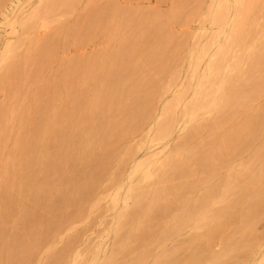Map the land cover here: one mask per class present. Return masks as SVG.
I'll return each instance as SVG.
<instances>
[{"label": "bare ground", "instance_id": "6f19581e", "mask_svg": "<svg viewBox=\"0 0 264 264\" xmlns=\"http://www.w3.org/2000/svg\"><path fill=\"white\" fill-rule=\"evenodd\" d=\"M18 1L19 0H16L14 3H12L13 4V5H11L12 7L10 6L11 12L8 15H6L5 20H4V22H6L5 23L6 26H8L7 24H9L10 31L12 29L11 35H12V33L14 35H15V33H18V30L16 29V27H18V26H19L18 28H20V30L22 32L21 34H23V35L27 34L29 36L30 31H33L35 33L38 29H40L44 26L45 21H47L48 19H51L55 15V12L57 10L56 8H58V7L62 8L60 6H65V5L69 4L66 2V0L65 1L64 0H39L38 2H36L37 4L35 6H32V7H30L31 5L29 6L31 9H28V7L26 8L23 6L24 8L28 9V11H26V9H25V11H23L22 7H20L22 9H18L19 8L18 7L19 4L17 3ZM29 1H31V0H29ZM178 1L179 0H177L176 2H178ZM186 1H188V0H186ZM26 2H28V0H26ZM32 2L33 1H31V3ZM110 2H111V0H110ZM195 2H196V0H195ZM200 2H203V1H200ZM16 3L18 6L16 5ZM193 3H191V4H193ZM180 6H182V5H180ZM177 7H179V6H177ZM207 7L208 8H207V11L205 14L203 13L200 15L197 8L196 9L193 8V11L190 12L191 14L190 13L188 14L189 16L191 15L190 17H192L194 19L193 16H197L199 13L198 16L199 17L201 16L204 21L208 22L207 24H209L211 27H213L215 29V32L213 34H211L208 38H207V36L209 34L208 35L206 34V36L204 34L203 37L207 38V40L205 41L204 44L201 42L204 40L203 39L200 40L201 39L200 37L202 36L201 34H199V37L198 36H196V37L198 38V40H200L202 45H200L201 43H198V42H197V44L194 43L195 46H192V44H191L192 47H190V48H192V50L190 51V54H189V63L187 62L188 68L186 67V69H187L186 70V80L187 81L185 80L186 82H183L184 80L182 81V79L180 78V76H179L180 72L178 73V70L176 68H173L171 71L168 72V79H167L168 81H166L167 83L162 87L159 86L160 88H158V89L155 88L156 86L153 84L155 82L152 83V85H154V88L153 87L147 88V84L145 83L146 81L144 82V80H142V78H141V80H139V79L135 80L129 86H125L127 84H123L124 82L122 83V81H123L124 77H126V74L128 73V68H129L128 63H129V61L131 62L130 57H132V56L129 53L130 51H128V53L125 51H122V52L120 51L119 52L120 54L118 53L119 55H117V56L115 55V57L112 56L110 54V52L109 53L107 52L106 55H100V56L96 55V54L92 55L88 59L86 58V60H81L80 58L74 57L75 59L72 61L70 60L71 62L68 64V68H67L69 70L68 74L64 75V77L68 76V79L65 78V81H63V84L64 85L68 84L70 86V91L72 90L73 93H74V91H76L75 93H77V99L76 100L79 99L80 103L78 104L79 105L78 108L76 106V109L79 112L78 115L82 116V118H81V119H83L82 124L85 126V129L87 130V132H82V131H84V129L82 130L80 128V127H82L80 124L81 122L78 124V126H80V127H78L76 125L73 126V124H72L71 125L72 128L69 127V130H67V128H68L67 126H66L67 128L62 127V125H60L57 121L58 118L59 119L61 118L60 116H62L61 115L62 112H61V114H59L57 112L54 114L52 113L53 114L52 119L49 117H46V114H42L43 115L42 117L35 119L34 115H37L36 113H38L39 109L36 108L35 106L34 107L31 106L28 103L26 104L25 108L28 109V114L26 112L25 115L26 114L29 115V116H27L28 121L26 124L28 129H26V133L24 131L23 135H19V137H20V138L18 137L19 140L15 143L14 148L11 149V155L13 156V160L12 161L9 160L10 163L0 162V264H121L122 262L121 263L117 262V258L120 255L121 256L119 258H121L122 254L125 255V252L127 251V247L124 244V240L128 237L127 235L132 233V231H134L135 229L137 230L136 231L137 232L136 233L137 238L142 239V240H144L148 237L149 238L153 237L155 235L149 227L147 228L144 225V223H142L143 219H142V221H140V218H139V215L141 214L142 210L144 211V209H145L144 205L146 207V204H144L143 199H144V197L147 198V196L149 195V194H147L148 191L133 194L134 190L135 191H138V190L134 189L136 187H134L132 189V185L135 186L134 185L135 183H133V184L131 183V182H133L132 177L134 175H136V176L140 175V177L146 181L148 178H150L151 170H153V169L161 172L160 176L162 175L161 177L163 178V183L167 182L170 178L175 177L176 174L178 176L177 172L182 170V168L185 166L186 157L185 158L183 157L184 159H181V158L179 159L177 157V155L178 156H179V154L182 155L183 148H185V146L183 147V144L187 140L190 141V139H193L194 137L196 138V134L200 133V132H198L200 128L201 129L205 128L206 130L207 129L211 130L210 132H212V129H214L212 133L216 132V133H214L215 135H213V136L211 135L213 138L211 137V140L209 141L210 143H208L209 145L207 144L208 145V151L207 152H205V153L204 152L203 153H198V152L193 153L194 155H197V154L199 155V156L197 155L200 158L199 161L197 160V163H198L197 165L200 168H202L201 170H203V169L210 170V174L207 173L208 179L210 180V178L215 177L214 181L216 182V185L213 188H209L206 190L205 194L201 198H199L197 203L195 201V204H193V206H191V204L188 203L191 206V209L192 208L198 209L199 216H198L197 212H196V215L198 217H200L199 222L203 223V227H204V232H203L202 236L200 238L190 237L189 240L185 243L182 241L190 249L189 252H188V250H189L188 248H187V250H185L187 252H183L185 245L182 243H181L182 245L174 246L168 250H164V251L161 250L162 252H160L159 254H155L156 252H158L157 250H156V252L154 251L155 253L153 252L154 253L153 254V253H151L150 250H144L145 249V247H144V249H142V248L140 249L141 251H139V253L136 255V258L134 261L131 260L128 263H126L124 261L123 264H149V261L147 260V258H149L151 255H152L151 256L152 262L150 261L151 262L150 264H201L202 263L201 260L205 261L206 264H264V235L263 236H257L256 235L257 233H254L255 229L253 231L254 227L252 228V226L254 224L253 220L255 218H257L258 216L261 217L262 216L261 214H263L261 212H260L261 214L258 213V209L264 206V182H263V180H264V159L260 164H258V165H260V166H258L260 168L258 169L257 172H255L251 168H247L248 166L243 168L242 171H239V170L236 171L237 169L234 171L233 170L234 167H232V166L235 165L236 162L233 163V165L228 166V165H226L227 160L225 162L223 161V158L226 155H229V156L232 155L233 157L235 156V158H236V156L240 157L241 156L240 154L242 152H250L252 150V147H251L252 140L257 137V134L255 133L256 130L260 131L259 134L264 141V117L263 116L260 117V115L258 116V114H257V117H255V118L253 117L254 119H252L253 115L251 114L252 115L251 119H248L247 121L244 120L242 122L240 120H238V121H240L239 123L235 122L237 115L242 114V113L245 114V112L243 111L244 109L240 110L242 108L241 101L244 102V99H242L243 97H247V95H248V97H251V95L252 96L254 95V97H257V96H255V94L258 92H259V96L263 95V92L260 93V91L264 89V74H262L263 76H260V77L257 76L258 77V78L256 77L258 79L257 81L253 82L250 79L251 82H248V78H250V77H248V71L249 70L247 69V67H246V69L245 68L243 69L241 67H242L243 63L245 65H248L249 67H253V69H251L252 71L250 70V72H253L254 67L256 68V71L258 69L257 67H259L260 65H262V67H263V64H264V28L261 27L259 20H264V0H210V4ZM89 8H91V6ZM4 9H6V8H4ZM59 10H61V9H59ZM98 10H100V8ZM187 10H189V9H187ZM96 12H97V10H96ZM174 12H175L174 13L175 15L173 14L175 16L174 18H176L177 15L179 13H181L180 10H179V13L177 15H176V11H174ZM103 13H101L100 17H102ZM1 15H2V13H1ZM111 15L110 16L108 15V16L111 17ZM170 15H172V14H170ZM95 16H97V15H94V17ZM189 16H188V18H189ZM174 18H171V16L169 17L170 20L171 19L174 20ZM178 18L180 20V16ZM184 18H186V15ZM193 19H189V21H191ZM198 19L196 18L195 20H198ZM91 20H92V18H91ZM98 20L100 21L99 17H98ZM119 20H121V19H119ZM203 20L201 23L199 21V23L202 24ZM106 21H108V20H106ZM156 21H158V19ZM100 22L102 23V20ZM146 22H148V21H146ZM82 23H83V21H82ZM96 23H98V22H96ZM114 23H113V25H114ZM261 24H263V23H261ZM48 25L49 24H47V26ZM93 25H94V23H93ZM105 25H106V22H105V24L103 23V27ZM161 25H162V23H161ZM63 26H65V25H63ZM80 27L81 26H79L78 28H80ZM161 27L162 26H160V27L156 26L155 27V25H154V28H152V27L147 28V30L151 31L150 33H154L156 36V35H159L161 33V31H162ZM164 27H163V30H165ZM5 28H7V27H5ZM67 28H68V26H67ZM74 28H76V27H74ZM83 28H86V27H84V25H83ZM106 29L104 28L103 31H105ZM64 30L65 29H63V31ZM203 30H205V29H203ZM61 31H62V29H61ZM91 31H93V30H91ZM165 31H164V33H165ZM64 32H66V31H64ZM69 32L72 33L71 30L68 31V33ZM78 32H79V30H78ZM95 32L93 31V35ZM98 32H96V33H98ZM111 32H112V30H111ZM201 32L203 33V31H201ZM53 33H55V32H53ZM61 33H63V32H61ZM87 33H86V35H87ZM145 33H144V35H145ZM21 34L19 33L18 35H21ZM161 34H163V33H161ZM101 35H102V33H101ZM195 35H197V34L195 33ZM33 36H35V34ZM64 36L65 35H63V36L60 35V37H64ZM77 36H79V35H77ZM82 36H84V35H82ZM108 36H106V37L104 36V37L107 39ZM253 36L254 37L256 36V38L252 39ZM257 36H261L262 39L259 38L261 40V42H259V39L257 41H255V39H257ZM21 37H18V38L20 39ZM37 37L38 36H36V38ZM149 37H150V35H149ZM165 37L167 38V35ZM194 37L195 36L193 35V38H192L193 40H194ZM36 38H35L36 41L32 40L31 38H26V41H27L26 42L27 43L26 49H27V51L28 52L32 51V50H30L31 48L32 49L33 48L34 49L35 48H43V50L46 51V54L44 57L46 58L47 61H50V59L53 58L52 54L54 52L53 50H54L55 44L57 43V40H56L57 38L52 37L49 40L46 39V41H43V39H42L41 42L37 41ZM139 38H141V37H139ZM197 38H196V40H197ZM206 38H204V39H206ZM14 39L17 41L16 38H14ZM88 39H90V38H88ZM149 40L151 41L152 38L150 37ZM166 40H169V39H166ZM186 40H188V39H186ZM11 41L12 40H10V42ZM21 41L22 40H20V42ZM64 41H65V39H64ZM150 41H148V42H150ZM162 41H163V39H162ZM162 41H161V39H158V40L156 39L155 44H154L155 47L153 48L152 53H150V55L147 57L145 56L146 58H145V61H143L144 62L143 67H146V66L153 67L154 66L152 70L156 69L159 71L160 70L164 71L167 68L169 69L171 62H173V60H175V58L177 59V57L179 56L177 54H179V52H180L179 49L181 48L180 46L181 45L183 46V44L181 42H178V43L176 42L177 44L175 43L176 49H178V53L176 54L175 49L168 48V46L166 47L165 43H164L165 41L163 42L164 44L162 43ZM10 42L5 43L6 45L3 48H1V50H0V69H2L3 64L5 65V62H7V61H11V65H12V69H11L12 73L10 74L11 77H8V78L6 77L1 82L0 89L3 92H5L4 89H5L6 85L8 86L7 88H9L8 90H10V88H12V86L15 82L16 75L21 72L20 60H19L20 57H18V48L14 46V43L12 45ZM169 42H170V40H169ZM79 43H81V41ZM145 43H147V42H145ZM183 43L185 44V42H183ZM255 43H257L258 45L260 43L261 45L255 46ZM58 44H60V43H58ZM76 44L79 45L78 43H76ZM121 44H122V42H121ZM17 45H18V41H17ZM62 45L63 44H61L60 46H62ZM56 46H57V44H56ZM113 46H111V47L113 48ZM184 46H183V48H185ZM178 47H180V48H178ZM121 48H122V46H121ZM137 48H138V46H137ZM186 48H188V47H186ZM212 48H213V50H212ZM34 51H32V52H34ZM62 52H64V51H62ZM146 52H147V50H146ZM146 52H145V54H146ZM186 52L184 53V56H185ZM242 52L247 54L246 58L243 57ZM96 53H98V52H96ZM132 54H133V51H132ZM137 54L139 55V53H137ZM138 55H137V57H138ZM19 56H21V55H19ZM33 56L28 55V56H26L27 58H24V59L26 60V59L30 58V59H28V61L31 59H32V61H35L36 59H34L35 57H33ZM184 56H183V58H184ZM178 58H179V62H181V63L177 62V60H176V62L182 65V62H184V61H182V57L179 56ZM184 60H185V58H184ZM46 63H48V62H46ZM179 64H177L178 67H179ZM9 65H7V66H9ZM62 65H61V67H62ZM177 65H174V66H177ZM183 66H181V67H183ZM22 67H21V69H22ZM38 67H40V69H41L43 67V65L40 64ZM263 68H261V72H262ZM5 69H8V68H5ZM81 69H83L81 73L84 72L87 77L84 76L85 78L79 79V76H77V74H78L79 70H81ZM130 69H132V68H130ZM179 69H180V67H179ZM18 70H20V72H18ZM66 70L64 72H66ZM132 70H134V69H132ZM6 71L4 70V72H6ZM159 71H157V72H159ZM166 71H168V70H166ZM256 71H255V74H256ZM23 72H24V70H23ZM259 72H260V68H259ZM7 73H9V72H6V74ZM184 73H185V71H184ZM181 74H182V69H181ZM130 75H129V77H130ZM33 79H34V77H33ZM96 79H97V82H99V86L94 88L93 84H94V81ZM180 79L182 82H180ZM154 81H155V78H154ZM59 83H61V81ZM90 83H92V85H93L91 88H89ZM58 86L61 87V84H59ZM148 86H150V85H148ZM55 88L56 87L52 86V84L47 85V83H46L45 87L44 86L40 87L36 91L34 90V94H32L31 97L29 96L30 100L33 101V100H35V97H40L39 100L41 99L42 102L44 103L42 110H44L43 112L45 113V110L47 109V105L49 103V102L47 103V100L49 97H51L52 93H54ZM15 89H16V86H15ZM11 90H13V88ZM167 92L171 93V98L169 100H167L166 102H164L161 106V109L157 112L155 110V107L158 106L159 102H161L160 101L161 99L163 100V98L166 97V95L168 94ZM64 93H66V92H64ZM5 94H7V98H9L8 93L6 92ZM88 94L90 95L89 97H88ZM17 95H18V93H17ZM6 100L7 99L5 97V101ZM27 100H28V98H27ZM30 100H28V102ZM49 100H51V99H49ZM254 100H253V102H254ZM160 105H161V103H160ZM253 105H255V104H253ZM2 106H0V110H1ZM249 106H251V104ZM246 107H247V104H246ZM48 108H50V107H48ZM248 108H246V109H248ZM246 109H245V111H246ZM23 110H21V111H23ZM121 110H123L124 113H127L126 114L127 118L124 117L126 119L123 120L122 123H121V120L120 121L115 120V116L113 115V112H119ZM239 110L242 113H240ZM15 111H17V110H15ZM73 112L75 113L76 111H73ZM259 112H261V111H259ZM0 113H1V111H0ZM119 114L117 113V116ZM246 114H245V116H246ZM248 114H249V112H248ZM248 114H247V117H248ZM22 115H23V113H22ZM66 115H67L68 120L73 119V116H70L69 114H66ZM75 116L78 117L77 115H75ZM20 117H22V116L20 115ZM51 117H52V115H51ZM122 117H123V115H122ZM242 118H243V116H242ZM244 118H246V117H244ZM75 120H77L76 122H79L78 121L79 119L76 118ZM115 121L120 122L121 124L117 123V125H116V124H114ZM18 122H20V120ZM24 123H26V122H24ZM66 123H68V122H66ZM23 126H24V124H23ZM145 130H146V133L144 136L146 138V142H148L149 145L154 144L156 146L158 144H161V146H160L161 149L158 150L157 152H147L145 154V158L143 160H140L133 165L132 170L129 173V176L128 175L126 176L129 179V184L127 185V188H126V191L124 192L123 197H120L119 194L125 190V188L123 190L121 189V186H123L122 185L123 175L121 172H122V169L124 170L123 167L126 164V159L123 161L120 160V162H119L120 164H118L116 166V168L113 169L114 173L112 172L111 173L112 175L107 176V174H106V176L109 177V179H106L107 177L105 176V179L108 180V183H109V186L111 187V190H112V188L113 189L118 188L117 191L115 190L116 191L115 193L112 194V192H111L112 195L111 196L109 195V197H110L109 201L111 203V208L114 210L116 208V206L119 205V203L121 201L120 209L117 210L115 213L113 212L114 215H113V217L111 216L112 219L110 221L109 227H107V229H106L108 231L107 236H110L112 234V238H113L112 243H110L109 249H108V245H107V248L106 247L101 248L100 246H98L96 244L97 245L96 247L93 245V247L95 248V249L93 248L94 249L93 250L94 252H93V251H91L92 249L91 250L89 249L90 246H87L84 249H81V248H83L81 246V248H80L81 250L78 249L75 252L73 251L74 255L72 257H70V252L72 251V244H73V242L78 241V240H76L75 238H72L70 236L72 239L68 243H65L66 244L65 246L58 247V243H59L58 239H60L59 236H60L61 230L65 229V225L63 226L62 224H65V223H63L64 219H66V217L69 215L68 214L64 218V216H63L64 213H61L63 209L60 210L59 204L60 203L62 204L63 201L61 202L60 200L63 197L59 198L60 195L63 192H64L63 194L65 195V191L69 192V191H67V187L69 185L71 186L76 180L78 181V179L84 178V181H85V178H86L87 184L86 185L84 184L85 186L78 188L76 191L74 190V192H75L74 194L70 192L71 197H69V200L72 202L75 200H76V202H78L80 200V202H81V200H84V199L91 197V195H93L96 192V190L98 189V183H100V182H98V180L103 176V174H105V170L109 166L108 165L109 160H107L108 154L107 155L105 154V151L107 150V146L104 147L106 150L102 148L105 151H103L101 149V146L105 143V141L107 142L108 139H112V138L116 139V141L117 140H119V141L128 140L129 139L128 137L131 134L137 133L139 131H145ZM17 131L20 132L19 130H17ZM176 132L179 133L180 136L178 137V140H176V141H178V143L174 139V141L177 143V145L173 146L174 148L172 149L173 150L172 157L176 156L177 158H172L171 155L168 156L169 153H168V155H165L163 153L165 151V148L167 146H169L168 142H170V138L172 137V135L174 133L176 134ZM201 132H203V131H201ZM206 133H208V132L206 131ZM212 133H209V134H212ZM175 136H173V137H175ZM197 136H198V134H197ZM21 139H23V140H21ZM20 141H21V143H20ZM192 141H194V140H191L190 143H192ZM146 142L144 143V140H143V142H141V140H140V143H142V144L141 145L139 144L138 146L141 147L143 145V143H144V145L147 144ZM187 142L184 145H187ZM107 143L109 144V140ZM151 146L150 147L147 146L146 148L150 149ZM156 146H155V148H157ZM108 147H109V145H108ZM141 148H143V146ZM98 149L102 150V153H100L101 152L100 151L99 152L100 154H99L97 152ZM127 151L128 150H126L125 152H127ZM138 151H140V149ZM138 151H136V152H138ZM142 151H143V149H142ZM190 151H193V149H190ZM197 151H198V149H197ZM109 152H111V151H109ZM167 152H169V151H167ZM132 153H133V149H132ZM134 154H133V156H134ZM183 154H186V153H183ZM254 154L257 155L258 157H262L264 155V150L254 151ZM130 155H131V153H130ZM130 155H129V157H130ZM136 155H137V153L135 154V156ZM12 156L9 159H12ZM111 156H109L110 157L109 159H111ZM124 156H125V153H124ZM124 156H123V158H124ZM197 156H195V157H197ZM127 157H128V153H127ZM179 157H182V156H179ZM191 157H193V156H191ZM195 157L193 158V162H195L194 160H196ZM1 158L3 159L2 156H1ZM112 158H116V157L114 156ZM131 158H130V160H131ZM130 160H127V161H130ZM111 161H112V159H111ZM116 161H118V160H116ZM187 161H188V159H187ZM240 161H237V163ZM132 162L133 161H131V163ZM241 162L243 163V161H241ZM128 164L130 165V163H128ZM127 165H125V167ZM191 165H193V164H191ZM225 165H226V167L228 166L227 170L224 167ZM243 166H245V165H243ZM9 167L14 168V171L7 172ZM223 167L226 170L225 172H227L226 175L225 176H217L215 174V171H217L219 169L221 170V168H223ZM240 167H242V166L240 165ZM159 172H158V174H159ZM206 172H208V171H206ZM181 174H182V171H181ZM136 176H134V177H136ZM160 176L158 175L157 179ZM10 177H18L17 178L18 182L12 183V181H11V183L7 184V180ZM239 177H243L241 179H244V177H245V182L243 181V183H246L245 185L240 181ZM137 178H139V176H137ZM125 179H127V178H125ZM153 179H155V178L153 177ZM157 183H159V182L157 181ZM160 183H161V181H160ZM141 185H142V183H141ZM254 186H256L257 188H254ZM164 187H165V184H164ZM160 189H162V188H160ZM166 189H168V187ZM104 190H105V188H104ZM170 190H171V188H170ZM154 191L152 190V193H151L152 195L150 197L151 200L147 201L148 206L149 205L152 206L150 209V211H151L150 214L154 213L155 216H158V217L164 216L165 217V215L168 214L167 211L170 212L171 210H168V206H162L159 203V201H160L159 198L162 195L161 194L162 191L160 190V192L156 191L155 193H153ZM178 193H179V190H178ZM181 193H183V191ZM189 193H191V192H189ZM67 194L68 193H66V195ZM121 195H122V193H121ZM171 195H173V194H171ZM67 196H70V195L68 194ZM67 196L65 197V200H66ZM180 196H181V194H180ZM230 196L233 197L232 200L229 199ZM109 197H107V198H109ZM163 198H165V197H163ZM174 198H176V197L174 196ZM182 199H184V198H182ZM129 200L131 201L130 203H129ZM144 200H146V199H144ZM170 200L173 201L174 199L172 200L170 198ZM180 200H181V198H180ZM65 202H67V201H65ZM168 203L170 204L172 202H168ZM183 203H185V202H183ZM241 203H243V204L245 203L248 205V208H247L248 212L246 211L245 214H244V212L243 213H239L236 211L233 212L234 210L232 212L228 211V209L230 210V207L233 208V206H235V205H237V207H239L240 205H238V204H241ZM182 204H181V206H182ZM108 205H110L109 202H108ZM186 205H187V203H186ZM213 205H214V207L219 205V208L216 209L215 212L213 210V208H214ZM80 206H81V204H80ZM171 206H173V205H171ZM177 206H178V204H177ZM186 207L188 208L189 206H186ZM106 208L108 210L110 207L107 206ZM118 208H119V206H118ZM169 208L171 209V207H169ZM173 209L174 208H172V211H173ZM233 209H235V208H233ZM83 210H82V212H83ZM109 210L111 211V209H109ZM183 210H184V208H183ZM188 210H190V209H188ZM110 211H108V212H110ZM262 211H264V207H263ZM88 212H87V214H88ZM145 212H146V210H145ZM179 212H181V211H179ZM16 214H18L17 215L18 216V219H17L18 223H22L24 226L27 227L25 229L22 228L23 229L22 231H20L17 227L19 224L12 226L9 223L10 226L6 225L7 220L9 218H11L12 216L15 217ZM47 214H50L51 216L45 218V215H47ZM174 214H175V212H174ZM71 215L72 214H70V217H71ZM77 215H75L76 218H77ZM172 217H171L172 218L171 223L169 222L171 225L164 226L162 231L160 230L159 231L160 233L158 232V234L155 235L156 237L159 236L160 239L164 240L167 237H169L170 234L176 235V231H180L178 229L183 227V225H186L189 222H192V223L199 225L197 223V221L193 222L194 218L192 217L193 218L192 219L189 216L188 212H184V214L182 212L181 215H179V216L177 215L175 217L172 216ZM88 218H89V216H88ZM85 219H87V218L85 217ZM167 219L165 221H167ZM13 220L14 219H12V221ZM228 220L229 221L232 220L233 221L232 223L237 222L235 224H239V226L237 225L238 227L236 226V229L238 228L239 231H237L234 234L232 233V234H230L224 238V236H222V235L224 233V228H226V222ZM10 221H11V219H10ZM17 221L15 223H17ZM67 221H69V220L67 219L65 222L67 223ZM161 221H163V220H161ZM32 223L36 224V226L34 228L32 226ZM68 224H66V226ZM29 225H30V228H28ZM159 225H160V223H159ZM162 225H163V223H162ZM31 226H32V228H31ZM155 226H156V224L154 225V228H155ZM227 226H228V224H227ZM190 227H191V225H190ZM160 228H162V227H160ZM169 229L171 230V232H168ZM104 230H102V232H104ZM69 231L70 230L68 229V232ZM181 231H183V229ZM234 231H232V232H234ZM154 232H155V230H154ZM73 234H75V233H73ZM104 234L106 236V231H105V233H103V236H104ZM107 236L105 239H107V238L110 239ZM132 236H134V235H132ZM101 237H102V233H101ZM101 237H99V238H101ZM84 239H86V238H84ZM88 240L89 239H87V241ZM145 241H147V239ZM99 242H101V241H99ZM103 242L104 241H102L101 243H103ZM82 243H83V240H82ZM93 243H94V241H93ZM149 244L153 245L151 242ZM87 245H89V244H87ZM137 246H138V242H137ZM215 247H218L216 251L213 250V248H215ZM157 248H158V246H157ZM89 251L93 252V254H94L93 255L90 253L89 256L93 255L94 257H91V259H89V258L85 259L86 254L88 255ZM234 251H236L235 253H237V251H239V253L234 254L233 256H230V253L234 252ZM128 253H130V252H128ZM133 253H135V252H133ZM129 255L131 256L132 253ZM125 256H124V258H126ZM120 261H122V260H120Z\"/></svg>", "mask_w": 264, "mask_h": 264}, {"label": "rangeland", "instance_id": "374dc122", "mask_svg": "<svg viewBox=\"0 0 264 264\" xmlns=\"http://www.w3.org/2000/svg\"><path fill=\"white\" fill-rule=\"evenodd\" d=\"M7 1V2H6ZM16 0H0V50H1V48H3L6 44L5 43H8V42H10V40H12L10 43L13 45V43H14V46L15 47H17L18 48V57H20L19 58V60H20V70H21V72H20V70H18V72H20V73H18L17 75H16V77H15V82H14V84H13V86H12V88H13V90H11L12 88H10V90H8L9 88H7L8 86L6 85L5 86V89H4V91L5 92H3L1 89H0V106H2V108H1V113H0V162H4V163H10L9 162V160H13V156L11 155V149H13L14 148V145H15V143L19 140L18 139V137H19V135H23V132L25 131V133H26V129H28V127H27V121H28V118H27V116H29V115H27L28 114V109L27 108H25L26 107V104L28 103V104H30L31 106H35L36 108H38L39 109V111H38V113H36L37 115H34L35 116V119H38V118H40V117H42L43 115L42 114H46V117H49V118H53V114L54 113H59V114H61V112H62V116H60L61 118L59 119H57V121H58V123L60 124V125H62V127H66L67 128V130H69V127H71V125L73 124V126L74 125H76V126H78V124L80 123L81 124V126L82 127H80V126H78V127H80L82 130L84 129V131H82V132H87V130L85 129V126L82 124L83 123V119H81L82 118V116H79L78 115V110L76 109V106H77V108H78V104L80 103L79 102V99L78 100H76L77 99V93H75L76 91H74V93L76 94H74L73 93V91L71 90L70 91V86L68 85V84H66V85H64L63 84V81H65V78L66 79H68V76H65L64 77V75H66V74H68V72H69V70L67 69L68 68V64L72 61V60H74L75 58H80L81 60H86V58L88 59L90 56H92V55H106V53L108 52H110V54L112 55V56H114L115 57V55L117 56V55H119L120 53V51L122 52V51H125V52H127L128 53V51H130L129 53H130V55L132 56V57H130V59H131V62L129 61V63H128V66H129V68H128V73L126 74V77H124V79H123V81H122V83L123 84H127V85H125V86H129V85H131L135 80H141V78H142V80H144V82L147 84V88L148 87H153L154 88V85L156 86L155 88H160L159 86H164L167 82L166 81H168L167 79H168V72L169 71H171L173 68H176L177 70H178V73H179V76H180V78L182 79V81L183 82H186L187 80H186V67L188 68V63H189V54H190V51L192 50V48H190V47H192V46H195V44L194 43H196L197 44V42L198 43H205V41L207 40V38L211 35V34H213L214 32H215V29L213 28V27H211L209 24H207L208 22H206V21H204L203 20V18L200 16H198L199 15V13H200V15L201 14H205L206 13V11H207V6L210 4V0H196V2H195V0H188V1H186V0H179L178 2H176L175 0H111V2H110V0H66V2L67 3H69V4H67V5H65V6H60V7H62V8H56L57 10H56V12H55V15L51 18V19H48L47 21H45V24H44V26L46 27H42V28H40V29H38L35 33L33 32V31H30L29 33H30V35L28 36L27 34H25V35H23V34H21L22 32H21V30H20V28H18V27H16V29L18 30V33H15V35L17 36H15L13 33H12V35H11V32H12V29H11V31H10V28H9V24H7L8 26H6V22H4V20H5V17H6V15H8L10 12H11V5H13L12 3H14ZM31 1H33L32 3H31ZM31 1H29L28 0V2H26V0H19L17 3L19 4V6L17 5V3H16V5L19 7L18 9H22L23 8V11H25V9L28 7V9H31L30 7H32V6H35L37 3L36 2H38L39 0H31ZM65 1V0H64ZM92 1V2H91ZM107 1V2H106ZM186 1V2H185ZM200 1H203V2H200ZM91 2V3H90ZM176 2V3H175ZM183 2V3H182ZM194 2V3H193ZM6 3V4H5ZM35 3V4H34ZM107 3V4H106ZM172 3V4H171ZM187 3V4H186ZM191 3H193V4H191ZM196 3V4H195ZM5 4V5H4ZM25 4V5H24ZM71 4V5H70ZM186 6H185V5ZM31 5V6H30ZM180 5H182V6H180ZM197 5V6H196ZM11 6V7H10ZM26 7V8H24V7ZM30 6V7H29ZM91 6V8H89ZM177 6H179V7H177ZM204 6V7H203ZM20 7H22V8H20ZM75 7V8H74ZM183 7V8H182ZM201 7V8H200ZM4 8H6V9H4ZM9 8V9H8ZM96 8V9H95ZM100 8V10H98ZM193 8L194 9H196L197 8V10H198V15L197 16H193L194 17V19L192 18V17H190L188 14L191 12V11H193ZM28 9H26V11H28ZM59 9H61V10H59ZM73 9V10H72ZM187 9H189V10H187ZM204 9V10H203ZM7 10V11H6ZM96 10H97V12H96ZM109 10V11H108ZM111 10V11H110ZM117 12H116V11ZM179 10H180V12L181 13H179ZM185 10V11H184ZM187 10V11H186ZM6 11V12H5ZM115 11V12H114ZM174 11H176V15L178 14L179 16H180V20H179V16L177 15V17L176 18H174L175 16V12ZM60 12V13H59ZM88 12V13H87ZM92 14H91V13ZM97 14H96V13ZM104 12V13H103ZM109 12V13H108ZM1 13H2V15H1ZM67 13V14H66ZM95 13V14H94ZM101 13H103L102 14V17H100L101 16ZM106 13V14H105ZM113 15H111V14ZM186 13V14H185ZM87 14V15H86ZM100 14V15H99ZM144 14V15H143ZM159 14V15H158ZM170 14H174L173 16L172 15H170ZM183 14V15H182ZM191 14V13H190ZM91 15V16H90ZM94 15H97V16H95L94 17ZM111 15V17H109V16ZM139 15V16H138ZM185 15H186V18H184L185 17ZM189 16V18H188V16ZM64 16V17H63ZM121 16V17H120ZM156 16V17H155ZM171 16V18H174V20L173 19H169V17ZM94 17V18H93ZM98 17L100 18V21L102 20V23L98 20ZM138 17V18H137ZM144 17V18H143ZM158 17V18H157ZM161 17V18H160ZM163 17V18H162ZM57 18V19H56ZM91 18H92V20H91ZM96 18V19H95ZM107 18V19H106ZM109 18V19H108ZM112 18V19H111ZM115 18V19H114ZM156 18V19H155ZM168 18V19H167ZM178 18V19H177ZM182 18V19H181ZM198 19V20H195V19ZM78 19V20H77ZM119 19H121V20H119ZM152 19V20H151ZM158 19V21H156ZM178 21H177V20ZM188 19V20H187ZM189 19H193V20H191V21H189ZM50 20V21H49ZM69 20V21H68ZM83 21V23H82V21ZM98 20V21H97ZM105 20V21H104ZM106 20H108V21H106ZM151 20V21H150ZM170 20V21H169ZM187 20V21H186ZM202 20H203V23L202 24H200L201 22H202ZM111 21V22H110ZM117 21V22H116ZM142 21V22H141ZM146 21H148V22H146ZM173 21V22H172ZM180 21V22H179ZM199 21H200V23H199ZM49 22V23H48ZM81 22V23H80ZM94 23V25H93V23ZM96 22H98V23H96ZM105 22H106V25L103 27V23L105 24ZM115 22V23H114ZM122 22V23H121ZM158 22V23H157ZM184 22V23H183ZM5 25H4V24ZM78 23V24H77ZM96 23V24H95ZM113 23H114V25H113ZM151 23V24H150ZM161 23H162V25H161ZM164 23V24H163ZM259 23H260V25H261V27L262 28H264V20H259ZM261 23H263V24H261ZM47 24H49L48 26H47ZM61 24V25H60ZM72 24V25H71ZM101 24V25H100ZM63 25H65V26H63ZM83 25H84V27H86V28H83ZM86 25V26H85ZM97 25V26H96ZM154 25H155V27L156 26H162L161 27V29H162V31H161V33H163V34H159V35H156L155 36V34L154 33H150L151 31H149V30H147V28H154ZM203 27H202V26ZM17 26V25H16ZM67 26H68V28H67ZM79 26H81L80 28H78ZM90 26V27H89ZM92 26V27H91ZM108 26V27H107ZM165 26V27H164ZM5 27H7V28H5ZM74 27H76V28H74ZM94 27V28H93ZM96 27V28H95ZM163 27H164V29L166 30H163ZM70 28V29H69ZM93 28V29H92ZM102 28V29H101ZM104 28L106 29L105 31H103L104 30ZM119 28V29H118ZM201 28V29H200ZM9 29V30H8ZM61 29H62V31H61ZM63 29H65L64 31H66V32H64L63 31ZM76 29V30H75ZM93 30L94 32L96 31V32H98V33H94V35H93V31H91V30ZM112 30V32H111V30ZM203 29H207L206 31L205 30H203ZM58 30V31H57ZM60 30V31H59ZM72 31V33L71 32H69L68 33V31ZM78 30H79V32H78ZM87 30V31H86ZM146 30V31H145ZM79 33H77V32ZM86 31V32H85ZM107 31V32H106ZM141 31V32H140ZM164 31H165V33H164ZM201 31H203V33L201 32ZM206 33H205V32ZM209 33H208V32ZM8 32V33H7ZM53 32H55V33H53ZM61 32H63V33H61ZM83 32V33H82ZM88 32V33H87ZM105 32V33H104ZM146 32V33H145ZM201 32V33H200ZM211 32V33H210ZM21 34V35H18V34ZM32 33V34H31ZM86 33H87V35H86ZM91 33V34H90ZM100 33V34H99ZM101 33H102V35H101ZM144 33H145V35H144ZM195 33L197 34V35H195ZM35 34V36H33ZM50 34V35H49ZM54 34V35H53ZM75 34V35H74ZM105 34V35H104ZM107 34V35H106ZM110 34V35H109ZM199 34H201L202 36L199 38L200 40H204V41H201L200 42V40H198V38L196 37V36H198L199 37ZM204 34H205V36H206V34L208 35L207 36V38L206 37H203L204 36ZM10 35V36H9ZM23 35V36H22ZM60 35L61 36H63V35H65L64 37H60ZM77 35H79V36H77ZM82 35H84V36H82ZM93 35V36H92ZM110 37H109V36ZM149 35H150V37L152 38V40L150 41L149 39H150V37H149ZM167 35V38L165 37ZM193 35L197 38V40H196V38L194 37V40L192 39L193 38ZM23 38H22V37ZM28 36V37H27ZM36 36H38L37 38H36ZM68 36V37H67ZM74 36V37H73ZM97 38H96V37ZM106 36H108L107 37V39L105 38ZM124 36V37H123ZM134 36V37H133ZM146 36V37H145ZM170 36V37H169ZM18 37H21L20 39L18 38ZM52 37H55V38H57L56 40H57V46H56V44H55V47H54V52H53V58H51L50 59V61H47L46 60V58L44 57L45 56V54H46V51L45 50H43V48H31L30 50H32V51H34V52H32V51H30V52H28L27 51V49H26V45H27V41H26V38H31L32 40H35V38L37 39V41H39V42H41L42 41V39H43V41H46V39L47 40H49V39H51ZM73 37V38H72ZM76 37V38H75ZM80 37V38H79ZM95 37V38H94ZM99 37V38H98ZM139 37H141V38H139ZM154 37V38H153ZM14 38H16L17 39V41H18V45H17V41L14 39ZM61 38V39H60ZM70 38V39H69ZM87 38V39H86ZM88 38H90V39H88ZM103 38V39H102ZM148 38V39H147ZM204 38H206V39H204ZM254 38H256V36L254 37L253 36V38L252 39H254ZM259 38H261V36H257V39H255V41H257ZM64 39H65V41H64ZM68 39V40H67ZM85 39V40H84ZM103 41H102V40ZM156 39L158 40V39H161V41H162V39H163V41H162V43L164 42L165 43V46L167 47L168 46V48H171V49H175V53L177 54L178 53V49H176V44L178 43V42H181L182 44H183V46L185 47V48H183V46L181 45L180 47H178V48H180L179 50H180V52H179V54H177V55H179L180 57H182V61H184V62H182V65L181 64H179V63H181V62H179V56L177 57V59L175 58V60H173V62H171V64H170V66H169V69L167 68L166 70H168V71H166V70H164V71H162V70H152L153 69V67H151V66H146V67H143L144 66V62L143 61H145V58L147 57V56H149L150 55V53H152V50H153V48L155 47V41H156ZM166 39H169L170 40V42H169V40H166ZM183 39V40H182ZM186 39H188V40H186ZM262 39V38H261ZM9 40V41H8ZM20 40H22L21 42H20ZM109 40V41H108ZM125 40V41H124ZM176 40V41H175ZM193 40V41H192ZM8 41V42H7ZM36 41V40H35ZM81 41V43H79ZM99 41V42H98ZM111 41V42H110ZM136 41V42H135ZM148 41H150V42H148ZM168 41V42H167ZM185 42V44L183 43V42ZM195 41V42H194ZM64 42V43H63ZM66 42V43H65ZM73 42V43H72ZM98 42V43H97ZM106 42V43H105ZM114 42V43H113ZM121 42H122V44H121ZM145 42H147V43H145ZM177 42V43H176ZM193 42V43H192ZM259 42H261V40L259 39ZM58 43H60V44H58ZM76 43H78L79 45H77ZM108 43V44H107ZM110 43V44H109ZM118 43V44H117ZM137 43V44H136ZM163 43V44H164ZM168 45H167V44ZM176 43V44H175ZM202 43L200 44V45H202ZM4 44V45H3ZM61 44H63L62 46H60ZM143 46H142V45ZM191 44H192V46H191ZM24 45V46H23ZM59 45V46H58ZM77 45V46H76ZM114 45V46H113ZM120 45V46H119ZM124 45V46H123ZM259 45H261L260 43H259ZM257 43H255V46H259ZM21 46V47H20ZM108 46V47H107ZM111 46H113V48L111 47ZM117 46V47H116ZM121 46H122V48H121ZM137 46H138V48H137ZM142 46V47H141ZM172 46V47H171ZM119 47V48H118ZM127 47V48H126ZM174 47V48H173ZM186 47H188V48H186ZM76 48V49H75ZM132 48V49H131ZM259 48V47H258ZM64 49V50H63ZM117 51H116V50ZM119 49V50H118ZM125 49V50H124ZM141 49V50H140ZM186 49V50H185ZM103 50V51H102ZM146 50H147V52H146ZM212 50H213V48H212ZM27 51V52H26ZM62 51H64V52H62ZM132 51H133V54H132ZM140 51V52H139ZM188 53H187V52ZM41 52V53H40ZM96 52H98V53H96ZM112 52V53H111ZM116 52V53H115ZM144 52V53H143ZM145 52H146V54H145ZM186 52V54H185V56H184V53ZM59 53V54H58ZM119 53V54H118ZM136 53V54H135ZM137 53H139V55L137 54ZM149 53V54H148ZM42 54V55H41ZM55 54V55H54ZM175 54V55H176ZM19 55H21V56H19ZM33 56V57H35L34 59H36L35 61H32V59L31 60H29L28 61V59H30V58H28V59H24V58H27L26 56ZM37 55V56H36ZM137 55H138V57H137ZM184 56V58H185V60H184V58H183V56ZM242 55H243V57H247L246 55V53H244V52H242ZM141 58H140V57ZM143 56V57H142ZM146 56V57H145ZM40 57V58H39ZM75 57V58H74ZM61 58V59H60ZM137 58V59H136ZM140 58V59H139ZM22 59V60H21ZM33 59V60H34ZM181 59V58H180ZM46 60V61H45ZM71 60V61H70ZM136 60V61H135ZM176 60H177V62H179V63H177L176 62ZM32 61V62H31ZM61 61V62H60ZM181 61V60H180ZM46 62H48V63H46ZM60 62V63H59ZM188 62V63H187ZM39 63V64H38ZM131 63V64H130ZM139 63V64H138ZM173 63V64H172ZM11 65V61H7V62H5V65L3 64V66H2V69H0V85H1V82H2V80L4 79V78H8V77H11L10 76V74L12 73V65ZM43 65V67L40 69V67H38L39 65ZM59 64V65H58ZM63 64V65H62ZM133 64V65H132ZM141 64V65H140ZM177 64H179V67H180V69H179V67H178V65ZM7 65H9V66H7ZM26 65V66H25ZM61 65H62V67H61ZM137 65V66H136ZM174 65H177V66H174ZM184 65V66H183ZM242 65V64H241ZM23 66V67H22ZM46 66V67H45ZM66 66V67H65ZM131 66V67H130ZM181 66H183V67H181ZM245 66V67H244ZM21 67H22V69H21ZM241 67V66H240ZM246 67H247V69L249 70L248 71V77H250V78H248V82H251V80L253 81V82H255V81H257L258 79V77H260V76H263L262 74H264V64H263V67H262V65H260L259 67H257L258 69H257V71H256V68L254 67V70L256 71V74H255V71L253 70V72H250V70L251 69H253V67H249L248 65H245L244 63H243V65H242V67L241 68H245L246 69ZM5 68H8V69H5ZM24 68V69H23ZM29 68V69H28ZM130 68H132V69H134V70H132V69H130ZM139 68V69H138ZM185 68V69H184ZM259 68H260V72H259ZM261 68H263L262 69V72H261ZM67 69V70H66ZM181 69H182V74L184 75H182L181 74ZM184 69V70H183ZM4 70L6 71V72H9V73H7L6 74V72H4ZM23 70H24V72H23ZM66 70V72H64ZM82 70L83 69H81V70H79V72H78V74H77V76H79V79L81 78H85V77H87L86 76V74L83 72V73H81L82 72ZM85 71V70H84ZM157 71H159V72H157ZM166 71V72H165ZM184 71H185V73H184ZM252 71V70H251ZM27 72V73H26ZM161 72V73H160ZM24 73V74H23ZM30 73V74H29ZM59 73V74H58ZM135 73V74H134ZM253 73V74H252ZM20 74V75H19ZM27 74V75H26ZM50 74V75H49ZM61 74V75H60ZM131 74V75H130ZM164 74V75H163ZM181 74V75H180ZM129 75H130V77H129ZM254 75V76H253ZM54 76V77H53ZM85 76V77H84ZM133 76V77H132ZM152 76V77H151ZM258 76V77H257ZM24 77V78H23ZM33 77H34V79H33ZM129 77V78H128ZM140 77V78H139ZM155 78V81H154V78ZM165 77V78H164ZM255 77V78H254ZM257 77V78H256ZM2 78V79H1ZM52 79V80H51ZM63 79V80H62ZM98 79V78H97ZM97 79L94 81V88L95 87H98L99 86V82H97ZM181 79H180V82H182L181 81ZM251 79V80H250ZM49 80V81H48ZM186 80V81H185ZM61 81V83H59V82ZM99 81V80H98ZM36 82V83H35ZM61 84V87L60 86H58L59 84ZM127 82V83H126ZM153 82H155V83H153ZM46 83H47V85L49 84V85H51L52 84V86H54V87H56L55 88V90H54V93H52V95H51V97H49L48 98V100H47V103H48V105H47V109L45 110V113L43 112L44 110H42L43 109V105H44V103L42 102V100L40 99L39 100V98L40 97H35V100H33V101H31L30 100V97H31V95L32 94H34V90L36 91L38 88H40V87H45V85H46ZM93 83V82H92ZM92 83H90V87L89 88H91L93 85H92ZM96 83V84H95ZM152 83L154 84V85H152ZM54 84V85H53ZM16 86V89H15V86ZM96 85V86H95ZM148 85H150V86H148ZM58 86V87H57ZM1 87V86H0ZM68 87V88H67ZM21 88V89H20ZM28 88V89H27ZM69 89V90H68ZM8 90V91H7ZM264 90V89H263ZM263 90H261L260 91V93H262L263 92V95H261V96H259V92L258 93H256L255 94V96H257V97H254V95L252 96L251 95V97H248V95H247V97H243L242 99H244V102L243 101H241V105H242V108L240 109V110H243L244 112H245V114L247 113L248 114V112H249V114H248V117H247V114H246V116H245V114H243L240 110H239V112L240 113H242V114H239V115H237V117H236V120H235V122H237V123H239L240 121L242 122V121H247L248 119H251V116H252V119H254L255 117H257V114H258V116L260 115V117L261 116H263L264 117V91ZM8 93V97L10 98H7V94H5V93ZM64 92H66V93H64ZM17 93H18V95H17ZM68 93V94H67ZM168 93V92H167ZM65 94V95H64ZM74 94V95H73ZM189 94V93H188ZM17 95V96H16ZM73 95V96H72ZM2 96V97H1ZM13 98H12V97ZM30 96V97H29ZM90 95L88 94V97H89ZM5 97H6V101H5ZM75 97V98H74ZM163 97V96H162ZM27 98H28V100H30L29 102H28V100H27ZM166 98V99H165ZM171 98V93L169 92L167 95H166V97H164L163 98V100L161 99L160 101L161 102H159V104H158V106L157 107H155V110L158 112L160 109H161V106H162V104L164 103V102H166L167 100H169ZM248 98V99H247ZM49 99H51V100H49ZM73 99V100H72ZM165 99V100H164ZM256 101H255V100ZM3 100V101H2ZM27 100V101H26ZM56 100V101H55ZM67 100V101H66ZM76 100V101H75ZM253 100H254V102H253ZM74 101V102H73ZM36 105H35V104ZM77 103V104H76ZM158 103V102H157ZM160 103H161V105H160ZM246 104H247V107H246ZM251 104V106H249V105ZM253 104H255V105H253ZM22 105V106H21ZM60 105V106H59ZM59 106V107H58ZM23 107V108H22ZM48 107H50V108H48ZM248 108V109H246V108ZM258 107V108H257ZM19 108V109H18ZM55 108V109H54ZM24 109V110H23ZM41 109V110H40ZM74 109V110H73ZM245 109H246V111H245ZM3 110V111H2ZM15 110H17V111H15ZM21 110H23V111H21ZM49 110V111H48ZM72 110V111H71ZM254 110V111H253ZM42 111V112H41ZM52 111V112H51ZM73 111H76L75 113L73 112ZM155 111V112H156ZM259 111H261V112H259ZM3 112V113H2ZM27 112V114L25 115V113ZM40 112V113H39ZM123 112V113H122ZM21 113V114H20ZM22 113H23V115H22ZM53 113V114H52ZM64 113V114H63ZM71 113V114H70ZM117 113L119 114L118 116H117ZM66 114H69L70 116H73V119H70V120H68V118H67V115ZM74 114V115H73ZM125 114V115H124ZM126 114L127 113H124V111L123 110H121V111H119V112H113V115L115 116V120H117V121H120L121 120V123L123 122V120H125L126 118H127V116H126ZM252 114V115H251ZM256 114V115H255ZM20 115L22 116V117H20ZM51 115H52V117H51ZM66 115V116H65ZM75 115H77L78 117H76ZM122 115H123V117H122ZM250 115V116H249ZM37 116V117H36ZM65 116V117H64ZM117 116V117H116ZM242 116H243V118H242ZM20 117V118H19ZM122 117V118H121ZM124 117H126V118H124ZM244 117H246V118H244ZM254 117V118H253ZM79 119L78 121L79 122H76L77 120H75V119ZM118 118V119H117ZM259 118V117H258ZM20 120V122H18ZM238 120H240V121H238ZM61 121V122H60ZM24 122H26V123H24ZM66 122H68V123H66ZM116 122V121H115ZM114 122V124H116L117 125V123L118 124H121L120 122H116L115 123ZM23 124H24V126H23ZM113 124V125H114ZM84 127V128H83ZM113 127V126H112ZM72 128V127H71ZM114 128V127H113ZM112 129V128H111ZM17 130H19L20 132H18ZM86 130V131H85ZM213 130L214 129H212V132H213ZM22 131V132H21ZM201 131H203V132H201ZM206 131L208 132V133H206ZM211 130H206L205 128L203 129H199V131L198 132H200V133H197L198 134V136H197V134H196V138L194 137L193 139H190V141H186L187 142V145H184V144H186V142L183 144V147L185 146V148H183V153H186V154H183L182 152V155L181 154H179V156H182V157H179L178 155H177V157L180 159H184L185 157H186V161H185V166L182 168V170H180L179 172H177L178 173V176H177V174H176V176L175 177H172V178H170L167 182H164L163 183V178L160 176V174H161V172H159L158 170H155V169H153V170H151V176H150V178H148L146 181L145 180H143L141 177H140V175H137V176H139V178H137V176L136 175H134V176H136V177H132V181L133 182H131L132 184L133 183H135L134 185L135 186H133L132 185V189L134 188V187H136V188H134V189H136V190H138V191H133V194H136V193H139V192H147V194H149L148 196H147V198H145L144 197V199H146V200H144L143 199V202H144V204H146V207H145V205H144V211L142 210V212H141V214L139 215V218H140V221H142V219H143V221H142V223H144V225L148 228H150L152 231H153V233L155 234V235H157L158 234V232L161 230L162 231V229L164 228V226H169V225H171L170 223H171V220H172V216H179V215H181L182 214V212H183V214H184V212H188L189 213V216L192 218H194V220H193V222L194 221H197V223L199 224V225H197V224H195V223H192V222H189V223H187L186 225H183V227H181V228H179L178 230H180V231H176V235H174V234H170V236L169 237H167L166 239H164V240H162V239H160L159 238V236L158 237H156L155 235L153 236V237H148V238H146L147 239V241H145L146 239H144V240H142V239H139V238H137V236H136V227L134 228L135 230L134 231H132V233H130L129 235H127L128 237L124 240V244L126 245V247H127V251L125 252V255L124 254H122V259L121 258H117V262L118 263H121V264H123L124 263V261L126 262V263H128L129 261H131V260H135V258H136V255L139 253V251H141L140 249L142 248V249H144V247H145V249L144 250H150L151 251V253H153L154 251L156 252V250L158 251V252H154L155 254H159L160 252H162L161 250H168V249H170V248H172V247H174V246H178V245H182V244H184L185 242H187L188 240H189V238L190 237H195V238H200L201 236H202V234H203V232H204V227H203V223H201V222H199V218L200 217H198L199 216V213H198V209L197 208H192L191 209V206H193V204H195V201H196V203H197V201L199 200V198H201L204 194H205V192H206V190L207 189H209V188H213L215 185H216V182L214 181L215 179V177L214 178H210V180L208 179V174H210V170H205V169H203V170H201L202 168H200L197 164V160L199 161V155L197 156V155H194L193 153H196V152H198V153H205V152H207L208 151V143H210L209 141L211 140V137L213 136V135H215L214 133H216V132H214V133H212V132H210ZM257 131V132H256ZM255 131V133L257 134V137L256 138H254L253 140H252V145H251V147H252V150L250 151V152H242L240 155V157L239 156H236V158H235V156L233 157L232 155H226L224 158H223V161L225 162L226 160V162H227V164L226 165H228V166H231V165H233V163H235V165H233L232 167H234L233 168V170L235 171L236 169V171H242L243 170V168H245V167H247V168H251L252 170H254L255 172H257L258 171V169L260 168V167H258V166H260V165H258V164H260L262 161H263V159H264V155L262 156V157H258L257 155H255L254 154V151H258V150H264L263 148H264V141H263V139H262V137L260 136V131H258V130H256ZM20 133V134H19ZM145 133H146V130L145 131H139V132H137V133H133V134H131L128 138V140H122V141H119V140H117L116 141V139H108L109 140V144L107 143L108 142V140H107V142L105 141V143L101 146V149L103 148V149H105L104 147H106L107 146V152L105 151V150H103V151H105V154L107 155L108 154V156H107V160H109L108 161V167L106 168V170H105V174H103V176L98 180V182H100V183H98V189L96 190V192L93 194V195H91V197H89V198H87V199H84V200H81V202H80V200L78 201V202H76V200L75 201H70L69 200V197H71V193H75L74 192V190L76 191L78 188H81L82 186H85L86 184H87V179L85 178V181H84V178H80V179H78V181L76 180L71 186L69 185L68 187H67V191H69V192H66L65 191V195L62 193L61 195H60V197L59 198H62L60 201L62 202V204L60 203L59 204V208H60V210H62V212L61 213H64V218L66 217V219H64V222L63 223H65V224H62L63 226L65 225V229H63V230H61V233H60V239H58V247H63V246H65L66 244L65 243H68L72 238H75L76 240H78V241H75V242H73V244H72V251L70 252V257H72L73 255H74V253H73V251L75 252L76 250H78V249H80L81 248V246L83 247V248H81V249H84L85 247H87V246H90V250L91 251H93L95 248L93 247V245L96 247L97 245L98 246H100L101 248H107V245H108V249H109V247H110V243H112V240H113V238H112V234L110 235V236H107V233H108V231L106 230L107 229V227H109V224H110V221H111V216L113 217V215H114V213L117 211V210H119L120 209V206H121V201H120V203H119V205H117L116 206V208L113 210L112 208H111V203H110V197H109V195L111 196L113 193H115L116 191H117V189L118 188H112V190H111V187L109 186V183H108V180H106V179H109V177H107V176H109V175H112L111 173L113 172V169L114 168H116V166L118 165V164H120L119 162H120V160H125L126 159V164L125 165H127L128 163H130V165L128 166H126L125 167V165H124V170L122 169V175H123V180H122V185L123 186H121V189L123 190L124 188H125V190L124 191H120L121 193H122V195H121V193L119 194L120 195V197H123V195H124V192L126 191V188H127V185L129 184V179H128V177H126L127 175L129 176V173L131 172V170H132V167H133V165L136 163V162H138V161H140V160H143L144 158H145V154L147 153V152H157L158 150H160L161 149V144H158L157 146L156 145H149L148 144V142H146V138H145ZM209 133H212V134H209ZM175 134V133H174ZM172 135V137L170 138V142H168V144H169V146H167L166 148H165V151L167 152V151H169V152H165L164 151V153L163 154H165V155H168V153H169V155L168 156H170L171 155V157H172V154H173V146H175V145H177V143H178V141H176V140H178V137L180 136V134L179 133H177L176 132V136L175 135ZM206 135V136H205ZM212 135V136H211ZM173 136H175V137H173ZM204 136V137H203ZM20 138V137H19ZM22 138V137H21ZM208 138V139H207ZM210 138V139H209ZM213 138V137H212ZM174 139H175V141L177 142H175L174 141ZM21 140H23V139H21ZM140 140H141V142H143V140H144V143L146 142L147 144H145L144 145V143H143V148H141L140 146H138L139 144L141 145L142 143H140ZM191 140H194V141H192V143H190L191 142ZM200 140V141H199ZM125 141V142H124ZM127 141V142H126ZM199 141V142H198ZM134 142V143H133ZM197 142V143H196ZM20 143H21V141H20ZM23 143V142H22ZM138 143V144H137ZM165 143V142H164ZM200 144V145H199ZM208 144V145H207ZM105 145V146H104ZM108 145H109V147H108ZM111 145V146H110ZM116 145V146H115ZM126 145V146H125ZM190 145V146H189ZM192 145V146H191ZM145 146V147H144ZM147 146H151V148L150 149H148V148H146ZM155 146L157 147V148H155ZM197 146V147H196ZM140 147V148H139ZM154 147V148H153ZM190 147V148H189ZM2 148V149H1ZM111 148V149H110ZM128 148V149H127ZM145 148V149H144ZM121 149V150H120ZM132 149H133V153H132ZM140 149V151H138ZM142 149H143V151H142ZM190 149H193V151H190ZM195 149V150H194ZM197 149H198V151H197ZM102 150H100V149H98V153L100 152V153H102ZM117 150V151H116ZM123 150V151H122ZM126 150H128L127 152H125ZM186 150V151H185ZM4 151V152H3ZM109 151H111V152H109ZM130 151V152H129ZM136 151H138V152H136ZM185 151V152H184ZM189 151V152H188ZM201 151V152H200ZM117 152V153H116ZM143 152V153H142ZM145 152V153H144ZM9 153V154H8ZM97 153V154H98ZM99 153V154H100ZM104 153V152H103ZM120 153V154H119ZM124 153H125V156H124ZM127 153H128V157H127ZM130 153H131V155H130ZM137 153V155L135 156V154ZM245 153V154H244ZM7 154V155H6ZM110 154V155H109ZM113 154V155H112ZM133 154H134V156H133ZM18 155V154H17ZM112 155V156H111ZM129 155H130V157H129ZM184 155V156H183ZM1 156L3 157V159L1 158ZM11 156H12V159H9V158H11ZM109 156H111V159H112V161H111V159H109L110 157ZM116 157V158H112V157ZM123 156H124V158H123ZM191 156H193V157H191ZM195 156H197V157H195ZM8 159H7V158ZM132 157V158H131ZM138 157V158H137ZM176 156H174V157H172V158H177ZM184 157V158H183ZM191 157V158H190ZM196 158V160H194L195 162H193V158ZM233 157V158H232ZM130 158H131V160H130ZM135 158V159H134ZM239 158V159H238ZM5 159V160H4ZM133 159V160H132ZM187 159H188V161H187ZM225 159V160H224ZM233 159V160H232ZM116 160H118V161H116ZM127 160H130V161H127ZM232 160V161H231ZM235 160V161H234ZM243 161V163L241 162V161ZM131 161H133L132 163H131ZM234 161V162H233ZM237 161H240V162H238L237 163ZM115 162V163H114ZM240 163V164H239ZM191 164H193V165H191ZM226 165L224 166L225 168H226V170H227V167H226ZM237 165V166H236ZM240 165L242 166V167H240ZM243 165H245V166H243ZM111 166V167H110ZM113 166V167H112ZM128 167V168H127ZM221 168V170L219 169V170H217V171H215V174L217 175V176H225L226 175V173L227 172H225L226 170H225V168ZM236 167V168H235ZM256 167V168H255ZM12 167H9V169L7 170V172H12V171H14V168H12ZM109 168V169H108ZM126 168V169H125ZM224 169V170H223ZM10 170V171H9ZM110 170V171H109ZM200 170V171H199ZM181 171H182V174H181ZM206 171H208V172H206ZM158 172H159V174H158ZM114 173V172H113ZM157 173V174H156ZM208 173V174H207ZM106 174H107V176H106ZM159 175L160 177H158V179H157V176ZM105 176L107 177L106 179H105ZM153 177L155 178V179H153ZM16 178V179H15ZM18 177H10L8 180H7V184H9V183H11V181H12V183L13 182H18V179H17ZM125 178H127V179H125ZM137 180H136V179ZM241 178H243V177H239V179H240V181L243 183V181L245 182V177H244V179H241ZM157 179V180H156ZM177 179V180H176ZM9 181V182H8ZM83 181V182H82ZM138 181V182H137ZM157 181L159 182V183H157ZM160 181H161V183H160ZM151 182V183H150ZM263 182H264V180H263ZM141 183H142V185H141ZM144 183V184H143ZM156 183V184H155ZM168 183V184H167ZM171 183V184H170ZM184 183V184H183ZM205 185H204V184ZM85 184V185H84ZM164 184H165V187H164ZM182 184V185H181ZM214 184V185H213ZM244 185L246 184V183H243ZM101 185V186H100ZM155 185V186H154ZM162 185V186H161ZM168 185V186H167ZM171 185V186H170ZM187 185V186H186ZM79 186V187H78ZM174 186V187H173ZM101 187V188H100ZM123 187V188H122ZM158 187V188H157ZM162 188V189H160V188ZM168 187V189H166ZM179 187V188H178ZM104 188H105V190H104ZM170 188H171V190H170ZM178 188V189H177ZM189 188V189H188ZM254 188H257L256 186H254ZM120 189V190H121ZM158 189V190H157ZM166 189V190H165ZM175 189V190H174ZM114 190V191H113ZM116 190V191H115ZM152 190L154 191L153 193H155L156 191L157 192H160V190L162 191L161 192V197L159 198L160 199V201H159V203L162 205V206H168V210H171L170 212H168L167 211V215H165V217L164 216H155L154 215V213H152V214H150L151 213V211H150V209H151V205H149L148 206V203H147V201H150L151 200V193H152ZM177 190V191H176ZM178 190H179V193H178ZM103 191V192H102ZM173 193H172V192ZM183 191V193H181ZM71 192V193H70ZM108 192V193H107ZM110 192V193H109ZM111 192H112V194H111ZM166 192V193H165ZM189 192H191V193H189ZM199 192V193H198ZM66 193H68L70 196H67L66 195ZM97 193V194H96ZM168 193V194H167ZM177 195H176V194ZM105 196H104V195ZM171 194H173V195H171ZM180 194H181V196H180ZM188 194V195H187ZM195 194V195H194ZM166 195V196H165ZM67 196V198H66V200H65V197ZM95 198H94V197ZM168 196V197H167ZM174 196L176 197V198H174ZM107 197H109V198H107ZM163 197H165V198H163ZM186 197V198H185ZM104 198V199H103ZM168 198V199H167ZM170 198L173 200V201H171L170 200ZM180 198H181V200H180ZM182 198H184V199H182ZM68 199V200H67ZM106 199V200H105ZM189 199V200H188ZM229 199L230 200H232L233 199V197L232 196H230L229 197ZM67 201V202H65V201ZM184 200V201H183ZM85 201V202H84ZM107 201V202H106ZM176 201V202H175ZM98 202V203H97ZM108 202H109V204L110 205H108ZM131 201L129 200V203H130ZM168 202H172V203H168ZM183 202H185V203H183ZM193 202V203H192ZM67 203V204H66ZM75 203V204H74ZM90 203V204H89ZM92 203V204H91ZM97 203V204H96ZM183 203V204H182ZM186 203H187V205H186ZM191 204V206L189 205V204ZM80 204H81V206H80ZM168 204V205H167ZM177 204H178V206H177ZM181 204H182V206H181ZM171 205H173V206H171ZM238 205H240L239 207H237V205H235V206H233V208H235V209H233V208H231L230 207V210L228 209V211L229 212H232L233 210V212H239V213H243L244 212V214L246 213V211L248 212V210H247V208H248V205L247 204H243V203H241V204H238ZM247 205V206H246ZM63 206V207H62ZM80 206V207H79ZM95 208H94V207ZM107 206H109L110 208L109 209H111V211L108 209L107 210ZM118 206H119V208H118ZM149 208H148V207ZM184 206V207H183ZM186 206H189L188 208L186 207ZM169 207H171V209L169 208ZM213 207H214V205H213ZM242 207V208H241ZM264 207V206H263ZM263 207H261V208H259L258 209V213H263L264 214V211H262L263 210ZM93 208V209H92ZM104 208V209H103ZM106 208V209H105ZM172 208H174L173 209V211H172ZM183 208H184V210H183ZM186 208V209H185ZM219 208V205H217V206H215L214 208H213V210H214V212L216 211V209H218ZM80 209V210H79ZM84 209V210H83ZM188 209H190V210H188ZM194 209V210H193ZM243 209V210H242ZM82 210H83V212H82ZM99 210V211H98ZM145 210H146V212H145ZM175 210V211H174ZM181 211V212H179V211ZM183 210V211H182ZM89 211V212H88ZM97 211V212H96ZM108 211H110V212H108ZM227 211V210H226ZM227 211V212H228ZM70 212V213H69ZM78 212V213H77ZM87 212H88V214H87ZM114 212V213H113ZM149 212V213H148ZM174 212H175V214H174ZM196 212L198 213V216L196 215ZM67 213V214H66ZM81 213V214H80ZM85 213V214H84ZM90 213V214H89ZM102 213V214H101ZM107 213V214H106ZM174 215H173V214ZM177 213V214H176ZM260 213V214H261ZM70 214H72L71 215V217H70ZM79 216H78V215ZM263 214H261L262 216L260 217V216H258L257 218H255L254 220H253V222H254V224H253V226H252V228H253V231H254V229H255V231H254V233H257L256 235L257 236H263L264 235V215ZM18 214H16V216L14 217V216H12L11 218H9L8 220H7V223H6V225L8 226H10V224L12 225V226H15V225H17V224H19L17 227H18V229L20 230V231H22L23 229L22 228H27L26 226H24L22 223H18V221H17V219H18V216H17ZM75 215H77V218H76V216ZM89 216V218H88V216ZM104 215V216H103ZM195 217H194V216ZM51 215L50 214H47V215H45V218H47V217H50ZM75 217V218H74ZM85 217L87 218V219H85ZM95 217V218H94ZM172 217V218H171ZM44 218V219H45ZM153 218V219H152ZM162 218V219H161ZM164 218V219H163ZM168 218V219H167ZM192 218V219H193ZM10 219H11V221H12V219H14L12 222L10 221ZM69 220V221H67V223L65 222L66 220ZM167 219V221H165ZM99 220V221H98ZM150 220V221H149ZM152 220V221H151ZM161 220H163V221H161ZM10 221V222H9ZM17 221V223H15ZM229 221V220H228ZM226 222V228H224V233H223V235L222 236H224V238L225 237H227L228 235H230V234H234V233H236L237 231H239L238 230V228L236 229V226L238 225L239 226V224H235V223H237V222H234V223H232L233 221L232 220H230L229 222ZM76 222V223H75ZM92 222V223H91ZM104 222V223H103ZM152 224H151V223ZM170 222V223H169ZM10 223V224H9ZM69 223V224H68ZM91 223V224H90ZM159 223H160V225H159ZM162 223H163V225H162ZM230 223V224H229ZM232 223V224H231ZM14 224V225H13ZM66 224H68L67 226H66ZM103 224V225H102ZM156 224V226H155V228H154V225ZM227 224H228V226H227ZM22 225V226H21ZM106 225V226H105ZM148 225V226H147ZM151 225V226H150ZM153 225V226H152ZM190 225H191V227H190ZM231 225V226H230ZM21 226V227H20ZM24 226V227H23ZM32 226H33V228L36 226V224H33L32 223ZM32 226H31V228H32ZM186 226V227H185ZM237 226V227H238ZM2 227V226H1ZM104 227V228H103ZM160 227H162V228H160ZM189 227V228H188ZM28 228H30V225H29V227ZM64 228V227H63ZM70 230L69 232H68V229ZM154 228V229H153ZM105 229V230H104ZM183 229V231H181ZM195 229V230H194ZM197 229V230H196ZM199 229V230H198ZM226 229V230H225ZM231 229V230H230ZM102 230H104V232H102ZM154 230H155V232H154ZM170 230V229H169ZM168 230V232H171V230L169 231ZM201 230V231H200ZM235 230V231H234ZM63 231V232H62ZM105 231H106V236L107 237H109L110 239H105L106 238V236H105V234H104V236H103V233H105ZM232 231H234V232H232ZM258 231V232H257ZM66 232V233H65ZM134 232V233H133ZM73 233H75V234H73ZM79 233V234H78ZM89 233V234H88ZM101 233H102V237H101ZM160 233V232H159ZM83 234V235H82ZM85 235V236H84ZM132 235H134V236H132ZM172 235V236H171ZM191 235V236H190ZM72 238H71V237ZM83 236V237H82ZM96 236V237H95ZM101 237V238H99V237ZM84 238H86V239H84ZM132 240H130V239ZM133 238V239H132ZM137 238V239H136ZM87 239H89L88 241H87ZM82 240H83V243H82ZM91 240V241H90ZM85 241V242H84ZM87 241V242H86ZM93 241H94V243H93ZM99 241H104L103 243H101V242H99ZM106 241V242H105ZM135 241V242H134ZM141 241V242H140ZM169 241V242H168ZM177 241V242H176ZM184 243H183V242ZM77 242V243H76ZM137 242H138V246H137ZM152 243L153 245H150L149 243ZM99 243V244H98ZM131 243V244H130ZM145 243V244H144ZM179 243V244H178ZM182 243V244H181ZM87 244H89V245H87ZM97 244V245H96ZM105 244V245H104ZM142 244V245H141ZM150 246H149V245ZM172 244V245H171ZM174 244V245H173ZM74 245V246H73ZM85 245V246H84ZM134 245V246H133ZM141 245V246H140ZM185 245V244H184ZM76 246V247H75ZM143 246V247H142ZM147 246V247H146ZM157 246H158V248H157ZM131 249H130V248ZM135 247V248H134ZM160 247V248H159ZM94 248V249H93ZM133 248V249H132ZM150 248V249H149ZM162 248V249H161ZM187 246L185 245L184 246V249H183V252H187V251H185V250H187ZM217 248L218 247H215V248H213V250H217ZM80 249V250H81ZM135 249V250H134ZM139 249V250H138ZM189 249V248H188ZM133 250V251H132ZM91 251H89L88 252V255L86 254V257H85V259H91V257H94L93 255V252H91ZM190 251V249L188 250V252ZM128 252H130V253H128ZM133 252H135V253H133ZM236 251H234V252H231L230 253V256H233L234 254H237V253H239V251H237V253H235ZM93 254L92 256L90 255L89 256V254ZM132 253V255L130 256L129 254H131ZM153 253V254H154ZM241 253V252H240ZM124 256L126 257V258H124ZM130 256V257H129ZM152 256V255H151ZM149 257V258H147V260L149 261V264L152 262V257ZM150 259V260H149ZM120 260H122V261H120ZM147 261V262H148ZM151 261V262H150ZM202 261V263L204 264L205 263V261H203V260H201ZM201 263V264H202ZM206 264V263H205Z\"/></svg>", "mask_w": 264, "mask_h": 264}]
</instances>
